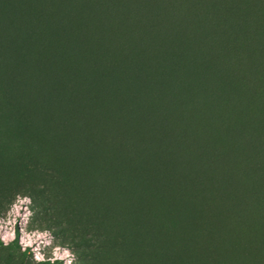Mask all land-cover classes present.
Wrapping results in <instances>:
<instances>
[{
  "label": "rangeland",
  "instance_id": "1",
  "mask_svg": "<svg viewBox=\"0 0 264 264\" xmlns=\"http://www.w3.org/2000/svg\"><path fill=\"white\" fill-rule=\"evenodd\" d=\"M18 194L73 264H264V5L0 0ZM19 235L0 264H34Z\"/></svg>",
  "mask_w": 264,
  "mask_h": 264
},
{
  "label": "clouds",
  "instance_id": "2",
  "mask_svg": "<svg viewBox=\"0 0 264 264\" xmlns=\"http://www.w3.org/2000/svg\"><path fill=\"white\" fill-rule=\"evenodd\" d=\"M31 198L17 195L0 214V244L4 248L17 242L19 229V249L31 250L34 264H73L75 254L69 246L59 243L51 230L33 222L35 212L31 208Z\"/></svg>",
  "mask_w": 264,
  "mask_h": 264
},
{
  "label": "trees",
  "instance_id": "3",
  "mask_svg": "<svg viewBox=\"0 0 264 264\" xmlns=\"http://www.w3.org/2000/svg\"><path fill=\"white\" fill-rule=\"evenodd\" d=\"M225 5H226V2L225 1H221L220 3L217 4V7L224 9ZM256 5L257 6H260V5L262 6V5H264V2L262 0H256ZM240 112H242V110ZM230 177L233 178L232 176H230Z\"/></svg>",
  "mask_w": 264,
  "mask_h": 264
}]
</instances>
